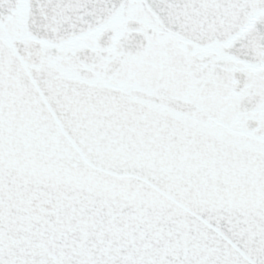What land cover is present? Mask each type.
<instances>
[{
	"label": "snow or ice",
	"instance_id": "1",
	"mask_svg": "<svg viewBox=\"0 0 264 264\" xmlns=\"http://www.w3.org/2000/svg\"><path fill=\"white\" fill-rule=\"evenodd\" d=\"M0 264H264V0H0Z\"/></svg>",
	"mask_w": 264,
	"mask_h": 264
}]
</instances>
